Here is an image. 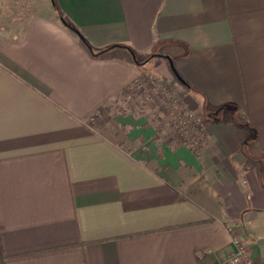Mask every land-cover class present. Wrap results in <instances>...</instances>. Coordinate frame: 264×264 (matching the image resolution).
<instances>
[{
  "label": "crops",
  "instance_id": "0c3cea01",
  "mask_svg": "<svg viewBox=\"0 0 264 264\" xmlns=\"http://www.w3.org/2000/svg\"><path fill=\"white\" fill-rule=\"evenodd\" d=\"M167 57L198 150L108 117ZM237 237L264 264V0H0V264H231Z\"/></svg>",
  "mask_w": 264,
  "mask_h": 264
},
{
  "label": "rangeland",
  "instance_id": "374dc122",
  "mask_svg": "<svg viewBox=\"0 0 264 264\" xmlns=\"http://www.w3.org/2000/svg\"><path fill=\"white\" fill-rule=\"evenodd\" d=\"M143 77L141 83L125 96L124 102L110 104L108 117L133 111L138 116L144 115L160 136L176 135L187 143V134L180 121L182 116L201 121L206 127V116L199 109L189 106V97L176 79L170 77L169 80H164L154 73L145 74Z\"/></svg>",
  "mask_w": 264,
  "mask_h": 264
},
{
  "label": "built area",
  "instance_id": "2783aa9c",
  "mask_svg": "<svg viewBox=\"0 0 264 264\" xmlns=\"http://www.w3.org/2000/svg\"><path fill=\"white\" fill-rule=\"evenodd\" d=\"M180 121L182 122L185 134H187L188 142L191 144L192 147L198 150L201 141L205 138V124L201 121L188 119V117L185 116H182L180 118ZM235 243L239 248L238 253L230 257L227 262L231 264H236L240 260H245L247 264H256V262L252 258H249V250L247 248V245L240 237H237Z\"/></svg>",
  "mask_w": 264,
  "mask_h": 264
},
{
  "label": "water",
  "instance_id": "95a60500",
  "mask_svg": "<svg viewBox=\"0 0 264 264\" xmlns=\"http://www.w3.org/2000/svg\"><path fill=\"white\" fill-rule=\"evenodd\" d=\"M61 22L64 25L68 26L88 46L87 48H89L93 52V50H92V48H90L88 42L85 40V38L82 36V34L75 27L69 26V24L67 23V21L64 18H61ZM133 57L135 58L134 54H133ZM167 59L169 60L170 69L172 70L175 79L177 81H179L180 83H182L183 85L188 86L187 82L184 81V79L181 77L180 73L175 69L173 60L170 57H167Z\"/></svg>",
  "mask_w": 264,
  "mask_h": 264
},
{
  "label": "trees",
  "instance_id": "16d2710c",
  "mask_svg": "<svg viewBox=\"0 0 264 264\" xmlns=\"http://www.w3.org/2000/svg\"><path fill=\"white\" fill-rule=\"evenodd\" d=\"M59 16H60V18H63V16L61 15V14H59ZM70 25V24H69ZM68 27V26H67ZM85 44V43H84ZM129 49V48H128ZM93 52H94V50H93ZM101 53H103V52H100L98 55H100ZM134 54V53H133Z\"/></svg>",
  "mask_w": 264,
  "mask_h": 264
}]
</instances>
